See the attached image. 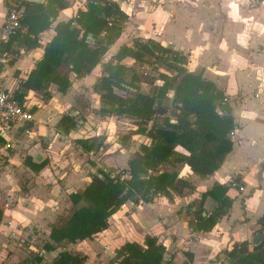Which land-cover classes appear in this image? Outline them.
Returning <instances> with one entry per match:
<instances>
[{"label": "crops", "instance_id": "1", "mask_svg": "<svg viewBox=\"0 0 264 264\" xmlns=\"http://www.w3.org/2000/svg\"><path fill=\"white\" fill-rule=\"evenodd\" d=\"M88 1L67 3L69 7L60 10L51 28L40 34L41 46L28 51L20 45L11 47L18 52L5 67L0 87L17 97L21 82L43 59L57 24L75 17L79 9L85 10ZM115 1L128 20L106 59L84 77H77L63 63L60 70L72 81L68 91L63 93L51 84L41 91L25 92L22 104L31 109L34 120L15 124L3 137L0 264H51L63 249L85 253V264H109L122 245H145L148 237L157 238L167 248L165 258L171 257L170 264H230L226 251L234 242L256 244L259 232L263 234L259 242L264 238L259 223L264 215V5L258 0ZM7 11V1L0 0V30ZM136 38L154 39L188 55L189 70L224 92L237 123L231 135L233 150L215 173L205 177L180 165L182 176L190 177L194 184L185 195L172 201L165 196L151 202L128 201L109 218L108 228L93 239L66 242L49 252L35 240L42 236L45 245L52 227L63 226L76 207L85 204L75 205L71 195L82 192L101 168L127 169L136 151L129 153L115 139L114 118L118 117L101 116V99L94 90L103 63ZM65 114L76 115L79 121L69 134L56 127ZM139 136L142 143H149L146 136ZM160 169L173 167L163 164ZM216 184L228 186L233 205L213 230H196L190 226L192 210L201 205L204 215L215 210L219 203L208 197L202 204V195ZM39 256L43 257L41 263Z\"/></svg>", "mask_w": 264, "mask_h": 264}, {"label": "trees", "instance_id": "2", "mask_svg": "<svg viewBox=\"0 0 264 264\" xmlns=\"http://www.w3.org/2000/svg\"><path fill=\"white\" fill-rule=\"evenodd\" d=\"M67 7L69 5L60 0H49L46 4L38 0L27 2L22 27L6 47L20 45L28 51L41 46L40 34L50 29L60 10ZM127 20L128 15L115 0H89L85 10L79 9L75 17L57 24L56 35L46 46L43 59L21 82L22 92H18L16 98L22 103L25 92L41 91L51 84L67 92L72 81L68 74L61 72L60 66L67 63L77 77L91 74L105 60ZM82 30L84 33L80 36ZM89 35L94 39L92 42L87 41ZM128 58L133 60L131 64L125 62ZM153 60L159 75L152 81L154 92L148 94L142 91L141 85L146 81L143 79L147 74L145 65ZM188 63V55L183 52L165 47L154 39L142 38L122 46L103 63V74L94 84L101 99V116L135 120L137 129L129 137L141 134L149 143H143L133 154L129 167L120 171L122 174L112 176L110 171L101 168L100 174L95 175L82 192L71 195L75 205L81 201L85 204L77 206L63 226L52 227L50 241L44 245L47 251H55L66 242L93 239L108 228L109 218L128 201L151 202L161 196L172 201L193 190L191 178L181 175L179 166L182 164L202 177L222 166L233 150L231 135L237 123L229 104L224 101V92L202 74L191 72ZM78 123L76 115L65 114L56 127L69 134ZM86 141L80 140L85 144ZM1 143H4L2 136ZM163 164H170L173 170L162 171ZM42 167L43 164L36 169ZM227 193L228 186L222 184L205 192L202 204L211 197L219 205L210 215H204L202 205L192 210L190 226L199 231L213 230L233 205L234 198ZM259 223L264 233V215ZM166 253L167 248L158 243L157 238L148 237L145 245L135 242L122 245L109 264H170ZM226 255L230 264H264V238L256 244L236 241ZM37 258L41 263L43 257ZM86 261L85 253L63 249L51 264H85Z\"/></svg>", "mask_w": 264, "mask_h": 264}, {"label": "built area", "instance_id": "3", "mask_svg": "<svg viewBox=\"0 0 264 264\" xmlns=\"http://www.w3.org/2000/svg\"><path fill=\"white\" fill-rule=\"evenodd\" d=\"M8 5V11L5 21L0 30V79L3 78L4 69L7 64L12 61L15 57L14 52L6 47V44L17 34L18 30L22 27V20L25 13V5L27 2L32 0H6ZM49 0H41L42 3L46 4ZM68 4H76L80 0H60ZM258 2L264 5V0H258ZM112 26V22L109 23ZM84 31L82 30L80 36H83ZM104 32L103 34H105ZM94 39L91 35L87 36V41L92 42ZM264 92V90H263ZM225 102H228V98H224ZM223 112V110H220ZM34 120V113L25 104L20 101L9 92L5 91L0 87V136L7 137L10 133L11 128L15 124L29 123ZM175 121V120H173ZM233 134V133H232ZM12 144L7 143V147H11ZM182 175V174H181ZM241 190L244 187H240ZM36 252L43 255V251H38L33 246ZM169 262L172 260L171 257L167 259Z\"/></svg>", "mask_w": 264, "mask_h": 264}, {"label": "rangeland", "instance_id": "4", "mask_svg": "<svg viewBox=\"0 0 264 264\" xmlns=\"http://www.w3.org/2000/svg\"><path fill=\"white\" fill-rule=\"evenodd\" d=\"M125 62L131 64L133 62V60L128 58ZM152 63H148L145 65V70H146L147 74L145 76H143V79H145L146 81L142 82V85H141L142 91L145 93H148V94H151L154 92L155 84H153L152 81L155 78H157L159 75L158 70L156 68L157 67L156 62L153 60ZM161 71H165V70L161 69ZM160 83H161V81H157V84H160ZM114 120L117 123V128H115L116 129L115 130L116 131L115 139L120 143V145H123L126 148H128L129 153L133 152L134 150H136V151L139 150V147L143 144L142 140H141L142 138H139L141 136H139V134L138 135L135 134V135H132V137H129L130 133L132 134L133 131L137 129L136 121L131 119V118H127V117H120V118L118 117V118H114ZM132 157H133V155H132ZM123 169H126V168H120V169L113 168V169H111L110 173L112 176H116L118 174H122V173H120V171H122ZM122 176L125 177V175H122ZM42 239H43V237L40 236L38 238V240H35V241H37L38 246L43 249L44 239L43 240ZM115 257H116V254H115L114 258Z\"/></svg>", "mask_w": 264, "mask_h": 264}, {"label": "water", "instance_id": "5", "mask_svg": "<svg viewBox=\"0 0 264 264\" xmlns=\"http://www.w3.org/2000/svg\"><path fill=\"white\" fill-rule=\"evenodd\" d=\"M39 1V0H38ZM262 233L261 232H259V233H257V236L255 237V242L257 243V242H259V240H260V238L262 237Z\"/></svg>", "mask_w": 264, "mask_h": 264}]
</instances>
